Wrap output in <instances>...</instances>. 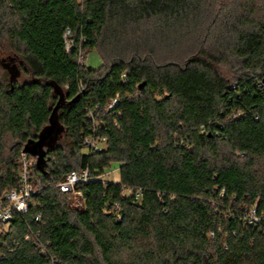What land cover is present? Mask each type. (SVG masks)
Returning a JSON list of instances; mask_svg holds the SVG:
<instances>
[{"label":"trees","instance_id":"16d2710c","mask_svg":"<svg viewBox=\"0 0 264 264\" xmlns=\"http://www.w3.org/2000/svg\"><path fill=\"white\" fill-rule=\"evenodd\" d=\"M0 38V191L57 128L0 264H264V0H0ZM83 168L117 179L74 208L56 184Z\"/></svg>","mask_w":264,"mask_h":264},{"label":"built area","instance_id":"2783aa9c","mask_svg":"<svg viewBox=\"0 0 264 264\" xmlns=\"http://www.w3.org/2000/svg\"><path fill=\"white\" fill-rule=\"evenodd\" d=\"M63 41L66 51H70V49L74 45V41L72 39V32L68 27L64 29ZM78 60L81 64H85L86 59L81 54H79ZM116 102V98L112 99L110 103L106 105V109L112 108L113 105L116 104ZM97 109L98 105H96L92 109H89L88 117L91 120L94 119ZM92 129L94 130L95 128ZM104 142L105 138L103 137L95 138L90 136L84 140V144L92 151L99 150ZM18 163L19 171L17 186L12 189L0 191V231L12 220L14 214H23L27 212V202L29 198L37 194V192L39 191L38 186L40 182L34 179L32 176V167H34L36 164L35 159L28 157L27 153L20 151ZM114 171L115 170L107 171L100 176H91L87 168H83L80 170H71L65 175L62 181L56 184V186L59 187V189L63 192H69L71 194V197L77 199L81 205L82 195L77 188L78 185L92 180H103V177L109 176ZM112 181L115 182L116 179H112ZM39 219L40 215H36L34 217L35 221H38ZM248 219L250 220L249 222L257 220L253 209L249 213ZM30 236L29 234H26L24 235V239L29 240L32 237V239L36 242V239H34L33 236ZM42 253L44 254V252ZM0 258H3V255H0Z\"/></svg>","mask_w":264,"mask_h":264},{"label":"rangeland","instance_id":"374dc122","mask_svg":"<svg viewBox=\"0 0 264 264\" xmlns=\"http://www.w3.org/2000/svg\"><path fill=\"white\" fill-rule=\"evenodd\" d=\"M11 53V48L6 40L0 38V77L6 75V66L5 63L8 62L9 54ZM85 63L89 67H97L100 64V59L96 50H91L88 52L87 57L85 58ZM104 179H116L117 178V171L112 172L109 176L103 177ZM70 206L74 208H79L80 203L77 199L71 197L70 199Z\"/></svg>","mask_w":264,"mask_h":264},{"label":"water","instance_id":"95a60500","mask_svg":"<svg viewBox=\"0 0 264 264\" xmlns=\"http://www.w3.org/2000/svg\"><path fill=\"white\" fill-rule=\"evenodd\" d=\"M49 127L40 134L36 141H29L25 144L23 152L35 155L37 157V164L41 163L44 158V145L52 143L54 140V134L57 132L56 123L53 121V112L49 117Z\"/></svg>","mask_w":264,"mask_h":264},{"label":"crops","instance_id":"0c3cea01","mask_svg":"<svg viewBox=\"0 0 264 264\" xmlns=\"http://www.w3.org/2000/svg\"><path fill=\"white\" fill-rule=\"evenodd\" d=\"M117 179V178H116Z\"/></svg>","mask_w":264,"mask_h":264}]
</instances>
